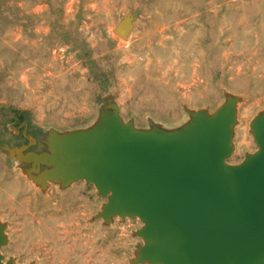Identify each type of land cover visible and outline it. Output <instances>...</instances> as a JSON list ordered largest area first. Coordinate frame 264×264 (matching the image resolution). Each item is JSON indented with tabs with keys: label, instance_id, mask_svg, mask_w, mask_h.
Segmentation results:
<instances>
[{
	"label": "rangeland",
	"instance_id": "374dc122",
	"mask_svg": "<svg viewBox=\"0 0 264 264\" xmlns=\"http://www.w3.org/2000/svg\"><path fill=\"white\" fill-rule=\"evenodd\" d=\"M128 14L122 40L113 30ZM231 97L237 165L257 150L250 123L264 114V0H0L3 261L134 264L142 245L138 219H97L93 186L43 189L5 149L46 152L51 133L88 129L110 106L136 129L172 130ZM14 111L27 121L6 125Z\"/></svg>",
	"mask_w": 264,
	"mask_h": 264
},
{
	"label": "water",
	"instance_id": "95a60500",
	"mask_svg": "<svg viewBox=\"0 0 264 264\" xmlns=\"http://www.w3.org/2000/svg\"><path fill=\"white\" fill-rule=\"evenodd\" d=\"M133 29L128 14L113 33L127 40ZM237 105L228 98L172 130L136 129L110 106L88 129L51 133L46 152H5L43 189L93 186L105 200L98 220L138 219L134 264H264V114L250 123L257 150L230 165Z\"/></svg>",
	"mask_w": 264,
	"mask_h": 264
},
{
	"label": "trees",
	"instance_id": "16d2710c",
	"mask_svg": "<svg viewBox=\"0 0 264 264\" xmlns=\"http://www.w3.org/2000/svg\"><path fill=\"white\" fill-rule=\"evenodd\" d=\"M4 110H7L10 113V111L8 109L4 108ZM26 116H27V114L25 112L23 113V112L14 111V118L9 120L6 123V125H8L12 122H15V121L17 122V124H22V123L27 121Z\"/></svg>",
	"mask_w": 264,
	"mask_h": 264
},
{
	"label": "flooded vegetation",
	"instance_id": "af4514ba",
	"mask_svg": "<svg viewBox=\"0 0 264 264\" xmlns=\"http://www.w3.org/2000/svg\"><path fill=\"white\" fill-rule=\"evenodd\" d=\"M3 263H4V264H6V263H7V261H6V262H4V261H3ZM13 264H14V263H13Z\"/></svg>",
	"mask_w": 264,
	"mask_h": 264
}]
</instances>
